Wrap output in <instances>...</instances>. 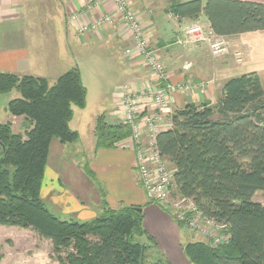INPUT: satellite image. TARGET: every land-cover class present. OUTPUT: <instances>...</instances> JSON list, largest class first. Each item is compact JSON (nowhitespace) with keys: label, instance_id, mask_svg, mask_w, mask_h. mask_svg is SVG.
<instances>
[{"label":"trees","instance_id":"1","mask_svg":"<svg viewBox=\"0 0 264 264\" xmlns=\"http://www.w3.org/2000/svg\"><path fill=\"white\" fill-rule=\"evenodd\" d=\"M167 10L189 19L203 13L219 35L264 31L263 2L187 0L171 2ZM12 89L19 96L9 99L6 109L22 117L23 126L15 132L11 122H0V225L32 229L50 240L60 264H170L158 249L149 250L157 247L143 228L142 205L106 208L91 220H65L40 197L50 142L73 143L79 137L69 125L74 106L86 105L79 67H70L52 83L0 72V94ZM169 116L170 127L157 134L156 145L171 163L175 190L206 217L223 223L228 233L217 246L196 236L182 244L184 256L191 264H264V205L253 200L256 191L264 190V88L258 73L228 77L216 103H188ZM129 135V125L109 123L103 114L96 118V148L112 147ZM160 208L181 231L196 235ZM147 251L154 260H147Z\"/></svg>","mask_w":264,"mask_h":264},{"label":"crops","instance_id":"2","mask_svg":"<svg viewBox=\"0 0 264 264\" xmlns=\"http://www.w3.org/2000/svg\"><path fill=\"white\" fill-rule=\"evenodd\" d=\"M54 1L59 7L57 14L62 15L64 19L66 33L73 35L70 30L73 31L81 44H95L116 50L120 74L124 79L121 85L127 84L136 89L142 81L153 80V76L141 60L131 56L129 50L131 35L123 25L119 24L118 28L106 27L98 35L92 32L78 33L75 29L76 24L69 23L68 16L73 12H78V22H89L106 12L116 15L110 1H105L97 7L89 6L92 0ZM175 1L187 0H128L146 31L149 44L158 49L160 60L166 68L167 79L173 83L191 81L198 82L195 84H203L199 89L171 95L169 102L171 112L183 108L188 103L196 105L206 102L216 103L223 81L245 72L256 71L264 88V31H248L228 36L229 53L234 54L236 48H249L251 58L244 63H236L232 56L226 54L221 58L213 57L204 42L187 46L175 43V39L182 35V29L187 25L197 22L205 28L209 27L203 13H200L196 19L178 18L173 15L167 8ZM251 1L264 3V0ZM23 3L24 0H0V71L2 72L30 73L31 62L28 56H32V53L28 48ZM48 51L32 58L39 69L38 75L54 81L61 73L72 67L74 59L62 57L58 53H52L51 59ZM53 70L54 73H49ZM80 74L83 82L81 70ZM118 88L119 86L115 90L116 93L111 91L108 110L103 114L109 123H118L121 120L118 115L120 111ZM87 100L81 111L86 110ZM162 116L164 119L167 118V114ZM10 117L12 119V115ZM73 119L74 111L69 125L79 133L78 140L72 143L78 150L76 143L82 141L84 135L80 129L74 127ZM3 120L8 119H1L0 122ZM95 120L90 127V135L85 139L87 153L82 156L85 157L88 165L84 170L80 166L82 160L76 164L69 161L71 158L65 155L70 143H62L57 139L50 142L40 192L45 206L60 219L85 221L97 217L106 208L119 209L124 205H142L143 228L153 238L159 252L165 255L170 264H191L182 251L184 243L181 241V236L184 234L194 240L197 238L196 235L187 229L181 231L170 215L154 202H149L135 168V153L130 147L129 136L116 141L112 147H95ZM11 126L13 130V124ZM54 150L59 152L55 158L60 163L52 164L53 168H51L48 166V161L52 158ZM90 176L99 182L100 191ZM0 227H7L1 231L3 235L13 234L19 239L21 234L25 235L31 231L35 241L41 239L50 243V240L39 236L32 229L23 228L19 231L17 227L14 228L15 226L0 225ZM7 237L15 241L14 237ZM1 260H4L3 257ZM41 261V257L34 260L35 264H42Z\"/></svg>","mask_w":264,"mask_h":264},{"label":"built area","instance_id":"3","mask_svg":"<svg viewBox=\"0 0 264 264\" xmlns=\"http://www.w3.org/2000/svg\"><path fill=\"white\" fill-rule=\"evenodd\" d=\"M105 1L92 0L91 4H102ZM110 1L115 5L114 12L119 17L106 12L99 15L97 20L88 22L83 27L80 24L77 28L80 33L96 31L101 34L106 27L118 28L119 24L123 25L131 35V56L140 59L153 76V80L150 79L143 88L134 89L123 84L117 89L120 95L118 115L120 122L130 127V147L135 153V168L141 185L149 200L170 210L174 218L193 230L198 238L210 242L212 246L223 244L228 240L226 226L206 217L192 199L177 193L173 186L171 163L160 154L156 145L157 134L170 127L171 95L199 89L203 84L191 81L173 83L168 80L165 85H158L167 78L158 49L149 44L146 31L135 11L128 6V0ZM68 19L78 22L76 13L69 14ZM198 42L206 43L213 57L229 53L228 36L216 34L209 27L205 28L197 22L184 27L182 35L175 39L176 44L183 46ZM245 53L246 50L235 51V59L241 61ZM163 114H167L166 119Z\"/></svg>","mask_w":264,"mask_h":264},{"label":"rangeland","instance_id":"4","mask_svg":"<svg viewBox=\"0 0 264 264\" xmlns=\"http://www.w3.org/2000/svg\"><path fill=\"white\" fill-rule=\"evenodd\" d=\"M110 2L112 3V1ZM55 4L56 3L54 0H24L22 11L26 17L25 23L27 30L26 35L28 40V48L32 53V56H28V59L31 62V67L30 73L16 74H29L42 77L41 75H38L39 69L36 67L32 57H37L44 51L47 52L48 50L51 59L52 53H58V55L62 57L64 56L69 59L73 57L74 62L71 66L79 65V68L83 75V84L86 87V100L88 98V104L86 110L84 111H81L74 106V119L72 124L74 125V127L82 131L84 139L76 143L78 150L76 149L74 144L70 143V148H66L65 155L68 158H71L69 161L76 162V164H78V162L82 160L80 162V166L84 170L88 163L86 162L85 157H83L82 155H85L87 153L85 139H87L90 135V127L92 125V122L96 119L97 115L106 113L110 104L108 99L110 97L111 91H115L116 88L123 83L124 79L120 74L119 63L116 57V50L114 48L100 47L95 44L79 43L78 37H76L73 31L70 30L73 35H71V33H66L64 19L62 15L57 14L56 11L57 9H59V7H57ZM102 4H104V2ZM102 4L99 3L95 5L94 3H92L90 6L97 7L98 5L101 6ZM113 6L115 9L114 4ZM128 6L130 7L129 3ZM73 13H76L78 17V12ZM116 15V17H119L118 14ZM98 18L99 16H96L89 22L97 20ZM69 21V23L73 25L76 24L75 29L78 33H80L77 28L78 25L81 24V27H83L88 23V21H83L81 23L71 20ZM92 33L100 35V33H97L96 31ZM237 50H246V53L243 54V59L241 61L236 60L235 55L231 52L229 54H226V56H232V58H234L233 60L239 64H242L245 60L251 58L249 48H236L235 51ZM51 65L53 66V63H51ZM54 71L55 70L50 71L49 73H54ZM48 82L52 83L53 80L48 79ZM148 83V79L144 80L140 83L141 85L139 87L143 88ZM17 96H19V93L16 89H12L7 93L0 94V120L8 119L5 121L10 122L11 114L7 111L6 104L9 99ZM5 121L3 120L2 122ZM11 121L13 124V131L16 132L22 128V117L12 115ZM58 153L59 152L57 150L53 151L52 158L50 159V161H48L49 167L53 168L52 164L60 163L55 158V156H58ZM90 177L96 182L99 190V182L93 176ZM146 197L148 199V196ZM253 200L264 205V190L256 191L253 195ZM102 213H100L99 215H101ZM4 228L7 227H0V258L3 257L4 259L3 261L0 260V264H24V262L25 264H35L34 260L39 259V257H41L42 259V264H60V262L55 259L56 255L52 254L51 242L49 243L48 241L41 239H37L35 241L33 232L31 231H28V233H26L25 235L21 234V237L19 239H16V237H14L15 235L13 234L3 235L1 231H3ZM16 229L19 231L23 230V228L20 229L18 227ZM7 236L14 237L15 241H13V238L11 239ZM139 239L141 241H145V238L143 237H139ZM189 240H191L190 237L185 236L184 234L181 236V241L183 243H188ZM153 249L157 250V248H150L149 250L152 251ZM147 254L148 261L155 259L153 256H150V251H147ZM60 256H64V253H62ZM159 257L163 258L162 255H160ZM24 259H26V261H24Z\"/></svg>","mask_w":264,"mask_h":264}]
</instances>
